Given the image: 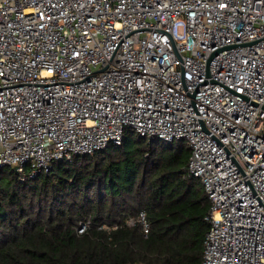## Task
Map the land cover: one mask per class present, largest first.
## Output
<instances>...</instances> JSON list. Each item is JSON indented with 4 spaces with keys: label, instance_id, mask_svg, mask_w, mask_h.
<instances>
[{
    "label": "built area",
    "instance_id": "built-area-1",
    "mask_svg": "<svg viewBox=\"0 0 264 264\" xmlns=\"http://www.w3.org/2000/svg\"><path fill=\"white\" fill-rule=\"evenodd\" d=\"M128 131L186 142L200 264H264V0H0V170L36 177Z\"/></svg>",
    "mask_w": 264,
    "mask_h": 264
},
{
    "label": "trees",
    "instance_id": "trees-1",
    "mask_svg": "<svg viewBox=\"0 0 264 264\" xmlns=\"http://www.w3.org/2000/svg\"><path fill=\"white\" fill-rule=\"evenodd\" d=\"M189 155L182 139L128 131L37 177L1 169L0 264H200L209 200ZM140 212L146 237L126 224Z\"/></svg>",
    "mask_w": 264,
    "mask_h": 264
},
{
    "label": "rangeland",
    "instance_id": "rangeland-1",
    "mask_svg": "<svg viewBox=\"0 0 264 264\" xmlns=\"http://www.w3.org/2000/svg\"><path fill=\"white\" fill-rule=\"evenodd\" d=\"M176 34H177V35H181V34H182L181 27H177V29H176Z\"/></svg>",
    "mask_w": 264,
    "mask_h": 264
},
{
    "label": "water",
    "instance_id": "water-1",
    "mask_svg": "<svg viewBox=\"0 0 264 264\" xmlns=\"http://www.w3.org/2000/svg\"><path fill=\"white\" fill-rule=\"evenodd\" d=\"M215 53H217V51H216V52H214V53L212 54V56H213ZM38 175H39V174H37V176H38ZM37 176H36V177H37Z\"/></svg>",
    "mask_w": 264,
    "mask_h": 264
}]
</instances>
